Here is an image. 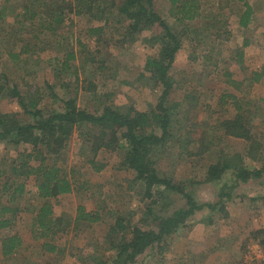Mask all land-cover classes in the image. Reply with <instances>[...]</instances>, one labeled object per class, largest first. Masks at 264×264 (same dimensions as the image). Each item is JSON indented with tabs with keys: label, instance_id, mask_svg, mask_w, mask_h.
Masks as SVG:
<instances>
[{
	"label": "trees",
	"instance_id": "obj_1",
	"mask_svg": "<svg viewBox=\"0 0 264 264\" xmlns=\"http://www.w3.org/2000/svg\"><path fill=\"white\" fill-rule=\"evenodd\" d=\"M153 0H0V99H7L17 105L18 109L11 113H0V143L5 146H26L27 152L22 155L23 162L9 163L16 176L33 180L35 195L41 200L31 223L33 238L37 241L34 246L36 253L24 254L28 246L15 233H5L0 237V255L4 261L15 259L29 260L33 256L46 257L41 264L58 263L62 254L54 240L65 234L69 221L57 217L53 213L51 199L72 192V183L57 161L62 158L63 151L70 143L74 134H78L83 148L82 160L93 171H100L102 164L95 161L100 151L117 153L122 157L118 168L132 171L133 182L142 186V200L148 199L147 204L135 218L134 212L126 215L113 213V222L107 224L104 239L106 258L97 260V264H136L137 258L145 251L158 249L159 254L164 250L166 242L179 229L187 224V220L198 212L220 214L227 216L226 203L231 199V193L240 184L264 177V144L260 143L249 128L253 114L248 101L241 96L223 91L217 98V107H231L233 115L216 120L210 130L189 123L183 133L173 135L171 114L182 105L179 101L169 100L170 93L175 87L172 76L173 63L177 52L182 46V37L186 28L180 33L173 32L168 23L154 11ZM169 15L176 21L205 23L206 36L214 41L226 42L231 36L228 30V16L223 8L238 4V26L247 30L254 21V10L248 0H167ZM72 15H87L93 20H103V26L87 29L86 34L100 39L101 30L109 25L112 19L125 29L124 40L149 31V37L144 41L157 45L155 57L146 58L139 78H146L153 87L160 89L155 105L146 112H140L133 107L126 111L111 105V93L104 95L96 91L95 82L88 77L81 90L91 95L93 107L87 100L78 98V86L72 90L68 82H60L65 91L64 96L55 92V84L45 83V95L36 85H27L20 91L15 83H10L6 74L1 70V61L7 57L13 65L24 64V58L36 50L35 43L23 38L27 28L35 34L56 33ZM10 18V24L7 19ZM8 25V26H7ZM17 26V27H16ZM37 35L33 40L37 39ZM203 38L195 41L197 45L205 43ZM85 42V41H84ZM81 39H77L74 49L67 50L60 61V71L75 74L77 68H71L70 62L80 60L85 64H97L96 71L109 70L105 61H95L89 54L88 47ZM221 44L222 48L224 46ZM251 45L246 37L242 43L228 54L227 60L236 62L243 67V49ZM204 55L207 64H218L214 54L215 46L206 44ZM96 50V49H95ZM219 50V49H218ZM98 52V51H95ZM245 81L252 84L264 82V65L249 72ZM224 83L235 90H242V81H236L229 73L225 74ZM75 80L78 81L77 77ZM78 83V82H77ZM195 92V91H194ZM44 99L52 100V103ZM215 111V110H213ZM255 116V115H254ZM159 130V134L150 131ZM219 136V137H217ZM220 137L243 140L247 143L246 154L224 155L219 151L215 162L210 163L204 177L196 184H212L219 188L215 200L211 203L201 202L190 195L181 181H175L166 176H159L156 170L160 160L161 150L169 142L176 144L180 154L201 157L211 151L220 141ZM157 151V152H156ZM244 158L251 160L254 165L244 163ZM34 161L36 165H30ZM257 163L260 165L257 166ZM4 172L0 171V175ZM26 181L9 183L3 180L0 193L11 191V199L21 196L26 190ZM178 195L183 198L182 206L171 213L164 209L170 206L168 195ZM167 195V196H166ZM264 199V198H262ZM169 201V202H168ZM159 210V211H158ZM17 207L0 205V232L9 230L15 223ZM136 213V212H135ZM103 214H111L104 208L87 211L79 205L75 210L73 223L76 225L102 222ZM209 217V216H208ZM251 239L264 249V227L252 230ZM29 244V243H28ZM105 254L103 255V257Z\"/></svg>",
	"mask_w": 264,
	"mask_h": 264
},
{
	"label": "rangeland",
	"instance_id": "obj_2",
	"mask_svg": "<svg viewBox=\"0 0 264 264\" xmlns=\"http://www.w3.org/2000/svg\"><path fill=\"white\" fill-rule=\"evenodd\" d=\"M254 10V21L247 30L238 26L237 5L223 8V13L229 15L227 26L231 32L229 40L214 41L213 37L206 36L205 23L179 22L169 15L167 0H153V8L163 18L171 30L180 33L186 28L182 37L181 49L177 52L173 63L172 76L175 87L170 93L169 100L181 102L177 111L171 114L173 135L183 133L189 123L210 130L216 120L233 115L231 107H217V98L223 91L233 92L248 101L252 121L249 128L258 136L260 143L264 144V83L252 84L248 81L249 72L264 65V0H248ZM56 33L35 34L28 29L23 38L36 45L34 52L27 54L24 64L13 65L7 57L1 61V70L10 83H15L20 91L29 85H36L45 95V83L55 84V92L64 96L60 82H68L69 88L77 85L78 98L87 100L88 106L93 107L91 95L81 90L85 86V79L91 77L95 82L96 91L104 101V95L111 93V105L126 111L133 107L140 112H146L155 105L160 91L153 87L152 82L146 78H139L146 58L155 57L157 45L144 41L149 37L145 30L140 35L124 40L125 29L117 25L116 19L101 30L100 39L86 34L87 29L103 26V20H93L85 15H72ZM7 21L10 24L11 19ZM8 26V25H7ZM17 27V26H16ZM37 35V39L33 40ZM246 37L251 45L244 48V61L242 69L239 64L228 61L227 57L236 46ZM198 38H203L205 43L197 45ZM77 39L86 45L89 43L88 53L95 57V61H105L109 70L96 71L97 64H85L78 59L70 62L71 68H77V73L60 71L59 63L64 58L67 50L74 49ZM224 46L222 48L221 44ZM206 44L215 46L214 59L218 64H207L204 55ZM96 49V50H95ZM219 49V50H218ZM98 51V52H95ZM229 52V53H228ZM229 73L236 81H242V90H235L224 83L225 74ZM77 77L78 81L75 80ZM78 82V83H77ZM195 91V92H194ZM52 103V100L44 99ZM18 109L17 105L7 99H0V113H11ZM215 110V111H213ZM255 115V116H254ZM153 133L159 134L158 129L150 128ZM219 137V136H217ZM211 151L205 155L186 156L180 154L176 144L169 142L160 151L162 155L157 163L159 176H166L185 184L187 192L201 202L211 203L219 188L212 184H196L205 175V170L210 163L215 162L219 151L224 155L240 154L245 157L247 143L243 140L220 137ZM78 134H74L70 143L63 151L62 158L57 165L62 167L72 183V192L51 199L53 213L69 221V228L65 234L59 235L54 243L62 249L58 256V263L53 264H97L109 255L104 253V235L107 224L113 222L112 214L126 215L134 212L135 218L142 211L148 199L142 200V186L133 182L134 173L118 168L122 157L120 152L110 153L100 151L95 161L102 164L100 171H93L82 160L83 148ZM26 146L13 147L0 143V187L3 180L10 182L26 181V190L21 196L11 199V191L0 193V205L17 207L15 223L9 230L0 232L18 234L28 245L25 255L33 254L37 241L31 232L32 218L41 200H38L30 177L16 176L13 173L11 160L17 164L22 163V155L27 152ZM157 152V151H156ZM244 163L254 165L248 158ZM36 165V162H29ZM260 163H257V166ZM167 196V195H166ZM170 206L164 211L171 213L183 205L184 200L178 195H168ZM264 177L240 183L231 193V199L226 203V217L220 214L198 212L187 220L185 227L179 229L166 242L164 250L159 254L158 249L145 251L137 258L136 264H264V249L260 248L250 237L252 230L264 227ZM169 202V201H168ZM85 210L106 209L111 214H103L102 222L93 225L73 223L77 206ZM159 211V210H158ZM136 212V213H135ZM209 216V217H208ZM106 226V227H105ZM29 243V244H28ZM36 253H34L35 255ZM105 256L103 257V255ZM46 257L33 256L29 260L15 259L4 261L0 255V264H41ZM54 256L50 259L53 262Z\"/></svg>",
	"mask_w": 264,
	"mask_h": 264
},
{
	"label": "crops",
	"instance_id": "obj_3",
	"mask_svg": "<svg viewBox=\"0 0 264 264\" xmlns=\"http://www.w3.org/2000/svg\"><path fill=\"white\" fill-rule=\"evenodd\" d=\"M264 83V82H263Z\"/></svg>",
	"mask_w": 264,
	"mask_h": 264
}]
</instances>
